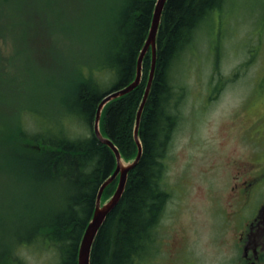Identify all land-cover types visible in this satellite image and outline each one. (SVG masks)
<instances>
[{"label":"rangeland","instance_id":"rangeland-1","mask_svg":"<svg viewBox=\"0 0 264 264\" xmlns=\"http://www.w3.org/2000/svg\"><path fill=\"white\" fill-rule=\"evenodd\" d=\"M103 1L7 2H11V18L5 20L12 27L24 28L11 33L0 29V80L6 78L0 82L5 89L0 95L5 106H0L6 111L11 109L5 116L0 115V126L8 132L1 131L2 136H18V131L29 126L27 118L38 120L34 125L39 131L53 130V124L69 125L70 118L63 116L67 111L59 84L78 66L87 67L88 62L99 58L91 52L100 40L97 28L104 13ZM55 2L63 3V13L57 8L50 12L51 19H41L42 11L55 7ZM30 7L38 8V17L32 16L36 10ZM21 29L30 31L27 38ZM19 40H25L26 47L23 41L15 50ZM98 75L103 78L102 72ZM172 83V105L179 120L163 157L162 187L169 195L150 252L163 262L176 260L186 242L195 241L197 254H212L216 199L227 201L229 192L224 181L244 160L245 130L255 118L264 117V0H228L221 12L216 11L214 18L202 25L191 46L176 60ZM29 109L36 113L27 115ZM2 157L0 241L12 244L14 232L24 231L34 217L39 222L46 212L58 209V196L53 186L36 181L25 169L22 173L18 165H3ZM224 188L222 196L216 193ZM15 248L22 264L58 262L57 248L47 242H38L37 247L18 243ZM141 257L134 256V262ZM141 264H146V259Z\"/></svg>","mask_w":264,"mask_h":264},{"label":"trees","instance_id":"trees-1","mask_svg":"<svg viewBox=\"0 0 264 264\" xmlns=\"http://www.w3.org/2000/svg\"><path fill=\"white\" fill-rule=\"evenodd\" d=\"M8 1L0 0V29L11 33L20 26L12 27V23L5 20L11 18V2L7 4ZM227 1L167 0L157 33L155 77L139 129L143 154L129 172L121 200L95 238L91 264H133L134 256L143 255L154 242L157 223L169 195L162 187L163 157L172 129L179 120L176 106L172 105L175 98L172 69L182 52L191 46L202 25L211 21L216 11L221 12ZM103 2L104 13L97 28L100 40L91 52L94 57L99 54V58L96 62H88L87 67L78 66L59 84L61 102L67 111L62 115L70 118L69 125L53 124V130L39 131L34 125L38 120L27 118L29 126L18 131V136L0 134L3 165H18L22 173L25 169L36 181L39 179L53 186L58 196L57 210L46 212L39 222L38 217H34L24 231L14 232L12 244L0 241V264H22L15 254V247L18 243H26V246L33 243L37 247L38 242H47L57 248V264H78L80 243L93 217L99 188L116 169L113 149L95 133L96 111L109 92L127 86L135 79L138 57L150 32L157 0ZM62 5L55 2V7L42 11L41 19L43 16L51 19L50 12L57 8L60 14L63 13ZM30 10H36L31 14L38 17V8L30 7ZM69 17L63 16L64 19ZM21 33L27 38L30 31L21 29ZM23 41L26 47V41L19 40L15 50ZM151 64L152 51L149 50L143 61L140 84L129 93L110 100L102 111V134L114 142L127 162L133 161L138 154L134 130ZM100 72L103 78L98 75ZM5 80L2 78L0 82ZM4 90L0 85V95ZM29 90L33 91V88ZM0 105L5 106L2 102ZM1 106L0 115L5 116L11 109L8 107L6 111ZM29 110L27 115L36 113ZM4 130L0 126V133H8ZM117 180L106 186L102 202L114 194Z\"/></svg>","mask_w":264,"mask_h":264},{"label":"flooded vegetation","instance_id":"flooded-vegetation-1","mask_svg":"<svg viewBox=\"0 0 264 264\" xmlns=\"http://www.w3.org/2000/svg\"><path fill=\"white\" fill-rule=\"evenodd\" d=\"M245 132L244 160L224 181L227 201L216 199L212 254H197L195 241L186 242L176 260L163 262L151 255L153 243L135 264L145 259L146 264H264V117L255 118Z\"/></svg>","mask_w":264,"mask_h":264},{"label":"water","instance_id":"water-1","mask_svg":"<svg viewBox=\"0 0 264 264\" xmlns=\"http://www.w3.org/2000/svg\"><path fill=\"white\" fill-rule=\"evenodd\" d=\"M166 2L167 0H157L156 2L150 32L146 40V43L138 57L137 74H136L135 79L127 86H124L120 89L109 92L102 99V101L100 102L97 108L95 125H94L95 133L103 143L109 145L113 149L116 155L117 166L113 174L109 176V178H107L99 188L93 217L88 223L87 228L84 232L83 238L80 243V247L78 251V264H91V252H92V247H93L95 238L101 226L105 222L107 216L109 215V213L117 206V204L121 200V197L127 185L129 172L138 164V162L140 161L142 157L143 144L139 136V129L141 125L143 110L147 103V100H148V97H149V94L152 88L153 80L155 77L156 64H157V33L160 27L161 18H162V14H163V10H164ZM150 48L152 51L151 70L149 74L148 83L145 89V93L143 96V100L138 110L137 120H136V125H135V130H134L135 140L138 145V154L133 161L126 162L122 158L121 152L118 149V147L114 144V142L110 138H106L103 136L101 128H100V120H101L103 108L110 100L129 93L130 91L134 90L140 84L142 80V75H143V61H144L146 53L149 51ZM118 177H119V181H118L116 191L114 192L112 197L107 202L102 203V194L104 192V189L106 188L108 184L116 180Z\"/></svg>","mask_w":264,"mask_h":264}]
</instances>
